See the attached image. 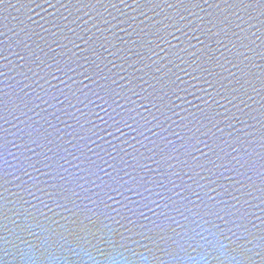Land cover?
Listing matches in <instances>:
<instances>
[{"label": "water", "instance_id": "obj_1", "mask_svg": "<svg viewBox=\"0 0 264 264\" xmlns=\"http://www.w3.org/2000/svg\"><path fill=\"white\" fill-rule=\"evenodd\" d=\"M0 264H264V0H4Z\"/></svg>", "mask_w": 264, "mask_h": 264}, {"label": "snow or ice", "instance_id": "obj_2", "mask_svg": "<svg viewBox=\"0 0 264 264\" xmlns=\"http://www.w3.org/2000/svg\"><path fill=\"white\" fill-rule=\"evenodd\" d=\"M4 3V0H0V5H2ZM242 251H244L245 253H250L252 252V249H242ZM259 253H257L258 255ZM233 259H235V257H233Z\"/></svg>", "mask_w": 264, "mask_h": 264}]
</instances>
